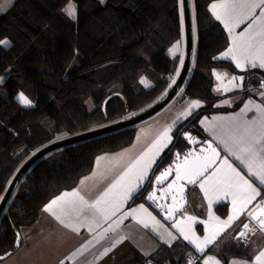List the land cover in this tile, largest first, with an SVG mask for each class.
I'll use <instances>...</instances> for the list:
<instances>
[{
    "label": "trees",
    "instance_id": "trees-1",
    "mask_svg": "<svg viewBox=\"0 0 264 264\" xmlns=\"http://www.w3.org/2000/svg\"><path fill=\"white\" fill-rule=\"evenodd\" d=\"M210 2L194 0L198 56L184 90V95L207 106L178 133L197 131L203 115L225 111L214 106L212 71L237 72L230 63L216 60L229 46V38L210 13ZM68 3L16 0L0 16V41L10 42L9 46L0 43V105L6 112L0 120V203L18 171L38 151L143 113L166 95L177 76L180 58L168 51L184 33L181 0H72L75 19L62 11ZM157 63L168 76L153 69ZM244 75L246 89L264 80V71ZM143 77L152 82L151 88L140 83ZM22 92L33 106L20 104ZM136 132L137 126L79 143L35 164L0 220V256L12 255L23 244L20 227L36 223L48 202L75 189L93 171L99 156L131 146ZM20 148L24 150L14 158L12 153ZM178 148L183 151L186 146L174 142L152 178L172 161ZM150 188L149 182L133 204L144 200ZM190 251L194 250L179 242L145 264H187Z\"/></svg>",
    "mask_w": 264,
    "mask_h": 264
},
{
    "label": "crops",
    "instance_id": "crops-1",
    "mask_svg": "<svg viewBox=\"0 0 264 264\" xmlns=\"http://www.w3.org/2000/svg\"><path fill=\"white\" fill-rule=\"evenodd\" d=\"M219 2L220 0H211L209 11L212 4ZM245 2L250 3L252 0H237L238 5ZM15 3L16 0H0V16L12 9ZM249 11L250 9L247 7L240 8L238 6L236 9L237 13H243L244 15H247ZM260 11V8L255 9L256 17H259ZM210 13L212 14L211 11ZM193 18L195 22V14H193ZM214 19L225 30L229 38V46L217 56L216 60L230 63L235 67L237 72L229 68H216L212 71L214 80L213 91L217 98L214 106L215 108L225 111L211 112L203 115L199 120L198 130L192 133L203 139L213 141L222 153V157L218 164H220L223 159H227L245 179L252 183L253 187L256 188L257 192L260 194L247 205L245 211L241 213L237 219H234L230 226H217L222 229L220 230V234L214 242L205 247L203 253L197 252L195 247L189 244L188 241L177 232L176 228L172 227L173 223L184 220L186 216H195L197 221L208 220V201L205 199L204 192L201 191L199 183L189 190L188 207L173 223L166 222L158 211L145 200L147 193L152 187L143 196L144 200L133 204L134 200L139 197L143 191L145 193V188L150 182L152 175L157 170L159 162L173 146L179 128L207 106L205 101L192 99L188 96L187 102L181 104L185 86L190 81L196 68L198 32L194 31L192 65L184 88L178 96L160 113L137 126L136 139L131 146L115 153L99 156L98 158L104 157L105 159L102 160L98 166L97 158L93 171L81 180L84 181L83 184H81L80 181L75 189L64 191L57 196L59 197L65 192L71 193L79 190L80 195L91 204L102 192L115 182L132 162L157 141L160 134L166 128L170 129L168 134L171 137V141L155 155V162L149 168L147 176L139 183L132 197L123 203L120 210L117 211L115 215L109 216L108 219H105L100 213L88 207L82 208L79 213L73 212L67 219L76 227L77 231H72L71 228L64 227L54 216L45 212L43 209L36 223L25 226L20 230L22 234V246L11 255L12 257L10 256L11 259L8 261L0 260V264H145L149 258L156 256L162 249L173 248L179 242L189 245L194 252L200 256V262L202 264H204V260L209 256L219 261V264H255V257L259 255L261 251H264V231L252 225L249 233L247 232V234L240 238H238V235L242 231L243 225L248 220V213L254 211L257 205H260L262 202V198L264 197V185L260 184L256 177L249 176L247 168L240 164L234 156L229 155L228 152L225 151L224 144L220 143V141L223 140L231 144V138L233 136H243L244 143L250 144L253 151L256 153L257 163L264 159V139H260L259 143H253L248 136H245L243 131L247 122L259 119L255 105L259 104L264 107V93L257 90L249 91L246 89V78L244 74L253 70L264 71V69L259 67L251 68L245 65L242 71L236 67L231 59H222V54L232 46V39L223 23L218 21L215 17ZM249 24H251L250 20L241 23L239 27L234 28V34L243 33L248 28ZM260 27L261 25L259 23L252 24V30L254 32H258ZM5 41L8 43L4 45L9 46L10 42L8 40ZM177 44L179 47L175 55H173L170 50ZM170 50L168 51L169 55L171 57H179L180 60L183 59L184 64L186 56V37L184 33L182 38L176 42ZM182 67L180 65L178 70L179 74ZM153 69L164 76L169 75L168 71L159 63L155 64ZM214 73L226 74L225 79L222 82L218 81ZM178 76L179 75L173 78L175 82ZM233 76L238 78L243 77L242 81L237 79L233 82L236 87L229 84V80ZM142 79H146L150 85L146 88H151L153 86L152 82L147 77H143ZM173 79H171L169 90L174 85V83H172ZM218 88L220 89L219 91H217ZM226 88L228 90H225ZM192 101H199L200 106L195 109H190L189 106ZM249 101L253 103L249 105ZM246 105L250 110L245 113L243 110ZM31 106H33L32 102ZM235 107L237 108L233 110ZM5 115L6 112L0 105V120H3ZM254 130L259 139V124L254 126ZM23 150V148L15 150L12 156L17 158ZM234 150L237 149L234 147ZM255 170L259 171V168H255ZM245 195H248V193H245ZM141 205H143L144 208L147 209V212L151 213V216L155 217L163 227H156L148 216L142 212H134L133 215L128 216L124 215L133 212L135 209H139ZM237 207H239V202ZM212 213L221 221H227L228 217L233 215L231 196L222 197L219 201H214ZM133 216H135V218H133ZM138 220L146 221L149 227L145 228L142 223L137 222ZM153 227H156L155 231L152 230ZM192 227L196 235L201 238L209 234L204 224L196 223ZM169 233H171V235H169ZM105 249H110L107 254H104Z\"/></svg>",
    "mask_w": 264,
    "mask_h": 264
},
{
    "label": "snow or ice",
    "instance_id": "snow-or-ice-1",
    "mask_svg": "<svg viewBox=\"0 0 264 264\" xmlns=\"http://www.w3.org/2000/svg\"><path fill=\"white\" fill-rule=\"evenodd\" d=\"M238 6L240 8L247 7L250 11L247 15L237 13L236 9ZM257 8L261 9L259 17H256L255 14V9ZM62 11H64L69 18L75 19L76 5L72 3V0H69V3L64 9H62ZM210 11L218 21L223 23L232 39V46L222 54L221 58L231 59L236 67L242 71L244 70L245 65L250 66L251 68L259 67L264 69V0H252L250 3L245 2L240 3L239 5L237 0H220L219 3H214L210 6ZM249 20L251 21V24L248 25V28L243 33L234 34V28L239 27L241 23ZM256 23L261 25L258 32L252 30V24ZM0 43L6 45L8 42L0 41ZM178 47L179 45L177 44L170 50V52L175 55ZM180 65L181 67L183 66V59L180 60ZM176 74L179 75L178 70ZM214 75L218 81L222 82L225 79L226 74L214 73ZM237 79L242 81L243 77L238 78L233 76L229 80V84L236 87L233 82ZM140 83L145 87L150 86L146 79H141ZM172 83H175V79L172 80ZM261 87H264V84H262ZM219 90L220 89L218 88L217 91ZM225 90L228 89L226 88ZM18 100L20 104L26 107L31 106V101L23 93L19 95ZM252 103V101H249V105ZM199 106V101H192L189 107L190 109H195ZM255 108L259 119L247 122L243 131L245 136H248L253 143H259L260 139H264V107L256 104ZM248 110L250 109L246 105L243 111L246 113ZM257 124L260 126L259 139L254 130V126ZM169 131L170 129L166 128L160 134L157 141L146 152L132 162L115 180V182L102 192L91 204L80 195L79 190H76L71 193L65 192L61 196L52 200L47 206H45L44 211L50 213L64 227L71 228L72 231H77V229L67 218H69L73 212L79 213L84 207L94 209L96 212L104 216L105 219H108L111 215H115V213L120 210L123 203L132 197L136 188L139 186V183L147 176L149 168L155 162V155L171 141V137L168 134ZM188 139L190 142L192 141L191 137H188ZM231 140V144L223 140H221L220 143L224 144L225 151L228 152L229 155L234 156L240 164L247 168L249 176L256 177L260 184L264 185V159L257 163L256 153L253 151L250 144L244 143L243 136H233ZM234 147L237 150H234ZM201 153V156H193L192 153H189L182 162L175 166V180L169 184V188L171 189L173 185H175L177 191L182 193L183 184L178 182L184 181L188 184H196L199 182V187L201 191L204 192L205 199L208 201V220L197 221L195 216H186L184 220L173 223L172 227L176 228L177 232H179L189 244L193 245L197 252L203 253L205 247L214 242L220 234V230L222 229L217 226H230L233 220L237 219L239 215L245 211L247 205L260 193L257 192L252 183L245 179V177L241 175V173L237 171L227 159H223L220 164L215 167L213 166L219 159L220 154L212 147L211 143L208 144L207 152L205 149H201ZM189 157H191V159H189ZM104 159V157L98 158L97 165L99 166L100 162ZM177 159H180L179 155L177 156ZM255 168H259V171H256ZM209 169H211V172H209ZM172 171L173 169L169 168L161 173V175L156 178L157 183L163 182ZM83 183L84 181H81V184ZM245 193H248V195H245ZM165 194L167 195L168 193ZM228 196H231L232 198L233 215L229 216L227 221H221L212 213L213 202L219 201L222 197ZM148 199L154 201L156 199L155 194L150 195ZM181 199H183L182 196ZM172 200L174 207L168 208V212L165 215L166 220L172 219L173 213L180 210L178 207H175V195H173ZM238 202L239 207H237ZM257 208H259L258 213L253 214L252 212H249L248 214L253 220L257 221L260 230L264 231V219H261V217H264V206L257 205ZM134 212L145 213L156 227H163L155 217L151 216V213L147 212V209H145L143 205H141L139 209H135L133 212L124 215H133ZM133 218H135V216H133ZM137 222L142 223L145 228L149 227V224L146 221L138 220ZM196 223L204 224L205 229L208 230L209 234H206L203 238L197 236L192 227ZM156 227H153L152 230L155 231ZM243 227L245 230H251L247 223H245ZM169 235H171V233H169ZM244 235V232L240 233L241 237ZM109 250L110 249H105L104 254H107ZM189 264H192V262L190 261ZM204 264H219V261L209 256L204 260ZM255 264H264V251H261L259 255L255 257Z\"/></svg>",
    "mask_w": 264,
    "mask_h": 264
},
{
    "label": "water",
    "instance_id": "water-1",
    "mask_svg": "<svg viewBox=\"0 0 264 264\" xmlns=\"http://www.w3.org/2000/svg\"><path fill=\"white\" fill-rule=\"evenodd\" d=\"M182 4V12H183V23H184V29H185V37H186V56L184 60L183 67L181 69V72L174 83V85L171 87L169 92L154 106L150 107L143 113H140L139 115L124 119L120 122L113 123L83 134H79L76 136H72L60 141H57L55 143H52L40 151H38L36 154H34L18 171L15 178L11 182L3 200L0 203V220L6 211L9 203L11 202L12 198L14 197L21 181L23 180L24 176L27 174V172L39 161L44 159L49 154L68 148L74 145H77L79 143H83L92 139L104 137L109 134H113L116 132H120L122 130L129 129L131 127L138 126L139 124L143 123L144 121L154 117L158 113H160L162 110H164L181 92V90L184 88V85L186 83V80L188 78L191 65H192V58H193V52H194V27H193V11L191 6V0H181ZM105 110V106H104ZM188 137L192 138V141L190 142ZM183 142V144L186 146L185 150L176 149L173 152L172 155V161L163 167L160 171L155 173V176L150 180L151 183V190L146 195V201L151 204L156 211L164 218V220L168 223H173L176 221L177 217L184 213L185 209L188 207L189 199H188V192L191 188H193L196 184H188L184 181L178 182L180 184H183V192L179 193L176 189V186L173 185V187L170 189L169 184H171L175 180V166L183 161V159L188 156L189 153H192L193 156H201V149H205L207 152L208 144L211 143L212 147L219 152L220 157L213 165L214 167L218 165L222 153L220 149L215 145V143L211 140L203 139L194 133L190 131H183L181 130L175 140L176 145L180 142ZM179 155V160L177 159V156ZM191 159V157H189ZM173 169V171L163 180L161 183H157V177L161 175V173L165 172L167 169ZM209 172H211V169H209ZM165 193H168L167 195ZM152 194H155L156 199L149 200L148 197ZM173 195L176 196V205L175 207H178L180 210L175 211L173 213L172 219H165V215L168 212V208L174 207L172 197ZM181 196L183 199H181ZM259 212V208H256L254 211H252L253 214H256ZM261 219H264V217H261ZM246 223L249 225V229L252 227V225H255L256 228H259V225L256 220H253L250 216V219L246 221ZM241 232H244L247 234L249 233V230H245L244 227ZM240 232V233H241ZM240 234L238 235V238H240ZM19 241H21V236H19ZM11 255V253H7L5 255L0 256V260H4L8 258Z\"/></svg>",
    "mask_w": 264,
    "mask_h": 264
},
{
    "label": "built area",
    "instance_id": "built-area-1",
    "mask_svg": "<svg viewBox=\"0 0 264 264\" xmlns=\"http://www.w3.org/2000/svg\"><path fill=\"white\" fill-rule=\"evenodd\" d=\"M262 84H264V80L260 84H258L256 87L250 85V86L247 87V89L249 91H251V90H257L259 92L264 93V87H261ZM187 100H188V97L186 95H184L183 98H182V100H181V104L186 103ZM260 205L261 206H264V197L262 198V202L260 203ZM247 218L249 220L250 219V215H248ZM249 231H251V230H249ZM190 261L192 262V264H197V263L200 262V256L197 253H195L194 251H190L187 254V257H186V263L189 264Z\"/></svg>",
    "mask_w": 264,
    "mask_h": 264
},
{
    "label": "rangeland",
    "instance_id": "rangeland-1",
    "mask_svg": "<svg viewBox=\"0 0 264 264\" xmlns=\"http://www.w3.org/2000/svg\"><path fill=\"white\" fill-rule=\"evenodd\" d=\"M191 6H192V11H193V14H195V9H194V0H191ZM193 22H194V18H193ZM194 25H193V27H194V31H197V28H196V21L193 23ZM184 30V34H185V29H183ZM194 34H195V32H194ZM25 86V85H24ZM23 93V92H22ZM24 94V93H23ZM25 95V94H24ZM90 103L92 104V102L90 101ZM25 226H22V227H20V230L22 229V228H24ZM20 230H18V231H20ZM20 236H21V242H22V234H21V232H20ZM22 246V245H21ZM20 246V247H21ZM13 255V254H12ZM11 256V255H10ZM9 256V257H10ZM12 257V256H11ZM11 257L10 258H7L6 260L4 259V261H8L9 259H11Z\"/></svg>",
    "mask_w": 264,
    "mask_h": 264
}]
</instances>
